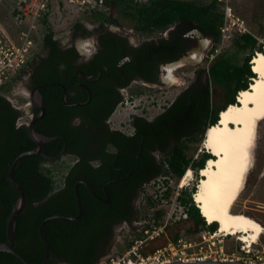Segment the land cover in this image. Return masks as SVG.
<instances>
[{"label":"trees","instance_id":"trees-1","mask_svg":"<svg viewBox=\"0 0 264 264\" xmlns=\"http://www.w3.org/2000/svg\"><path fill=\"white\" fill-rule=\"evenodd\" d=\"M105 4L107 9L87 13L99 22L107 19L118 25L117 19L112 17L116 11L130 18L137 35L160 34L161 37L127 48L126 37L106 33L101 36V48L91 61L77 66L72 64L78 57L75 47L64 49L52 30L39 34L49 23L48 12L38 21L35 40L43 44L45 52L41 54L34 49L35 53L28 62L33 69L29 87L41 85L39 92L45 105V114L36 121L34 129L52 139L46 142L42 154L23 157L13 175L27 198L25 208L16 217L15 247L33 264H43L45 260L40 222L55 214H79L75 193L78 181H82L78 185L82 217L76 220L55 218L43 225L50 250L49 264H97L101 255L96 253V245L107 234L109 224L128 220L131 225L129 235L120 252L112 256L119 257L142 236L146 227L161 223L167 211L163 207L156 208L160 198H149L148 203L154 211L142 220L133 217L130 202L136 199L144 185L160 177L166 187L159 196L169 197L172 191L168 186L170 178L180 179L188 168L198 174L206 161L213 157L200 146L201 152L195 150L200 157L195 158V154L188 152L190 144L201 142L205 129L218 122L220 111L228 104H236L239 91L249 88L256 76L251 69V59L257 51H263L260 35L250 32L236 36L227 49L209 58L221 39L223 4L219 0H106ZM6 13L0 9V20H8ZM72 28L79 36L77 32L88 36L101 31L97 27L90 30L79 21ZM192 30L213 41L210 54L205 57L204 65L196 69L194 79L154 119L135 116L136 132L133 135L110 133L103 123L110 118L121 99L114 80L123 82L126 76L129 82L135 76H141L154 82L161 64L177 61L189 52L193 40L186 34ZM127 54L130 57L121 62L120 59ZM77 68L93 75L94 80L80 79L84 84L81 86L72 83L70 79ZM99 69L103 74L96 80ZM63 72L68 78L63 77ZM27 74L19 75L12 83L0 88V241L7 239V221L20 195L8 180L10 165L20 153L37 146L29 136L28 127L18 125L21 111L5 93ZM55 80L65 84L68 102L87 100L88 93L84 95V90L91 91V101L83 107L66 105L62 101L63 88L50 84ZM214 84L223 87V106L214 105ZM85 109L93 115L87 116ZM39 111L35 109V113ZM78 114L82 121L72 124L73 117ZM86 124L89 127L99 124L101 136L90 134ZM109 142L112 150L107 149ZM70 153L79 157L63 175V186L58 189L53 171L45 163ZM84 182L92 185L95 195ZM195 191L196 186L181 188L178 199L187 216L170 223L169 229L180 222L189 223V232L218 229L216 222L206 224L194 203L192 193ZM107 198L113 206L111 209L103 202ZM91 202L97 204L93 209L90 208ZM137 218L138 222L133 223ZM174 236L178 237L179 232L176 231ZM0 264L26 263L13 253L0 251Z\"/></svg>","mask_w":264,"mask_h":264},{"label":"rangeland","instance_id":"rangeland-1","mask_svg":"<svg viewBox=\"0 0 264 264\" xmlns=\"http://www.w3.org/2000/svg\"><path fill=\"white\" fill-rule=\"evenodd\" d=\"M230 4L232 5L235 13L245 20L250 31L257 34L258 36L260 35L259 40L260 42L264 43V0H230ZM51 5L52 7L48 12L49 23L45 25L43 31L39 34L42 35L47 30H52L54 37L60 40L63 45H69L73 43L83 52L91 51L93 48L92 44H94L95 33L93 32L87 37H81L74 33L72 26L74 23L79 21L83 23L88 29L94 30L99 21L94 19L91 14L87 13V10H81L78 6L67 1L60 2L59 0H51ZM13 7V0H0V9L4 12H7V18ZM10 16L12 17L11 14ZM114 17L119 23L116 25L118 26L119 31L127 34L129 38L135 43H141L151 39L158 40L161 37L160 34H153L151 36L137 35L134 32V28L129 17H127L125 14L118 13H115ZM27 20L28 19L26 18V21ZM0 22L6 28H10L11 25L13 26L15 24L10 22L9 18L7 21ZM259 31L261 34H258ZM236 36L238 35L235 34L230 39H225L224 41L220 39V42L213 53L214 56L227 49L231 45L233 38ZM189 38L193 40L190 50L184 57L181 58L183 62L174 67L171 72L172 75L170 79H166L169 73L166 65L162 68L160 73V77L162 79L161 82L154 84L134 82L126 89L123 103L117 105L118 107L116 111L109 118V123L112 127H118L122 129L128 128L131 117L134 113H139L147 116L148 118H153L158 113H161L165 107H167L175 99V97L194 79L196 69L204 65L205 57L210 54L213 41L208 38L200 37L198 32L191 34ZM85 44L89 45L87 50L83 47ZM216 49L219 50L218 53L216 52ZM36 51L44 54L45 50L42 43L38 44ZM197 53L201 54L200 60L194 62L185 61V59L192 55H196ZM12 85L13 86L10 88V91L5 93L10 101H12V103L21 111V116L18 118V125L24 124L28 127L31 119L30 116L32 104L28 96V94H30V89L26 85L25 78L19 82L13 83ZM139 91L142 92L138 94ZM213 101L214 105L217 107L223 106L225 104L224 90L222 86L215 84L213 85ZM202 142L203 141L191 143L190 149L188 151L189 154L194 155L195 150L197 149L198 152H201L202 149L200 146L203 147ZM252 155V168L246 177L244 190L233 206V210L236 212H243L256 218L264 226V120H262L259 124L256 144L252 151ZM194 157L199 158L200 156L195 154ZM75 159L76 158L74 156L65 154L56 160L46 163V166L52 169L54 178L58 185L61 183L63 175L66 173V171H68L69 166L74 164ZM187 171L192 172V176L189 177L187 181H185L186 184H183L182 180ZM199 171L197 174L195 170L188 168L180 179H177L176 177L170 178L168 186H170L172 191L169 197L159 196L160 191L162 193V190H164L166 187V185L160 181V179L163 180L162 177L144 185L139 190L135 199L137 216L140 217L139 219L142 220L147 214L151 215L153 213L154 207H151L148 202L149 198L155 199L157 197L160 199L157 198L158 204L156 208L163 207L168 212L170 209L175 207L173 204L176 201L175 204L177 205V212L179 213V216L182 219L185 218L182 214V211L183 213L185 212V208L178 199V196L181 193V188L185 186L188 189L196 186L197 189L200 179ZM180 184H182V186H179ZM193 195L194 193H192V197ZM130 227V224H124L120 227V231H118L113 238L109 250L107 251L106 255L101 258L98 264H104L107 258L112 257L120 252L126 241L125 239L129 235L128 233L130 231ZM188 227V222H180L178 226L174 225L171 226L170 229L167 228V236L163 234L162 236L154 239L150 244L149 249L164 245L169 240L167 237L173 236L176 231L179 232V235H184L187 239L195 241L199 239L200 232L206 230L203 229L200 232H189L187 231ZM217 230L215 235L221 242H218L219 240L217 238L216 239L218 241L216 240V242L217 244L224 245V249L234 250L236 244H242V242L238 240L236 236H224L221 232L218 233ZM257 243L264 247V234L261 236V238H259ZM124 252L125 250L123 253Z\"/></svg>","mask_w":264,"mask_h":264},{"label":"bare ground","instance_id":"bare-ground-1","mask_svg":"<svg viewBox=\"0 0 264 264\" xmlns=\"http://www.w3.org/2000/svg\"><path fill=\"white\" fill-rule=\"evenodd\" d=\"M200 58L201 54L197 53L185 61L194 62ZM181 62L183 60L175 65L166 64L169 71L166 79L171 78L172 70ZM251 66L256 76L249 88L239 91L238 102L228 104L220 111L218 122L207 127L202 145L213 157L201 169L193 195L204 220L207 219L209 224L218 223V233L236 236L243 246L257 243L264 234V226L259 220L233 210L252 168V151L259 124L264 120V46L262 52L257 51L252 57ZM191 176L192 172L187 171L183 184ZM241 245L236 244L235 249ZM257 264H264V261Z\"/></svg>","mask_w":264,"mask_h":264},{"label":"built area","instance_id":"built-area-1","mask_svg":"<svg viewBox=\"0 0 264 264\" xmlns=\"http://www.w3.org/2000/svg\"><path fill=\"white\" fill-rule=\"evenodd\" d=\"M14 7L8 16L10 22L15 23L6 28L0 22V88L12 83L19 75L29 73V60L32 58L38 43V21L51 9V0H13ZM67 1L78 6L81 10L94 9L105 10L106 0H59ZM223 4V22L220 26L221 39H230L233 35L250 33L246 22L238 16L230 0H219ZM26 18L28 19L26 21ZM2 21V20H0ZM197 32L192 30L186 34L191 36ZM35 49V50H34ZM218 53L219 50L216 49ZM211 59L214 54H211ZM123 103V102H122ZM179 186H182L180 184ZM174 202L161 223L153 224L143 230L140 238L128 247L119 257H110L104 264H162L175 260L191 261L196 259L213 260H242L249 263H261L264 261V247L259 243L253 245H241L233 251H227L223 245L217 244L216 231L205 230L200 232L198 240L192 241L184 235L167 237L169 240L164 245L149 249L150 243L162 236H167L168 225L178 219H182L177 212ZM196 203V202H195ZM197 204V203H196ZM184 217L187 213L182 211ZM206 224H209L205 220ZM217 238V239H216ZM219 240V239H218ZM217 240V241H218ZM220 241V240H219ZM247 246V247H246Z\"/></svg>","mask_w":264,"mask_h":264},{"label":"flooded vegetation","instance_id":"flooded-vegetation-1","mask_svg":"<svg viewBox=\"0 0 264 264\" xmlns=\"http://www.w3.org/2000/svg\"><path fill=\"white\" fill-rule=\"evenodd\" d=\"M115 13H117L116 11H114L113 12V18H115L114 17V15H115ZM102 23H103V25H102ZM117 24H114V23H112L110 20H103V22H98V24L96 25V27L97 28H99L101 31H97V32H95V36H94V44H92V46H93V48H92V50L91 51H81L75 44H69V45H63V48L65 49V48H69V47H75L76 48V50L78 51V57L72 62V64L73 65H79V64H82V63H87V62H89V61H91V59H92V57L100 50V48H101V36L102 35H104V34H106V33H109V32H113V33H117V34H120L121 36H123V37H126V43H125V45H126V47L127 48H132V47H137V46H139L141 43H135L134 41H132L130 38H129V36L127 35V34H124V33H122V32H120L119 31V28H118V26H116ZM116 26V27H115ZM77 34H80L81 35V37H87V36H82V34L80 33V32H77ZM130 57V54H127V55H125L123 58H121L120 60H121V62H124L127 58H129ZM166 66V64H161L160 66H159V73H158V75H157V79L153 82L152 80H149V79H146V78H142L141 76H135L134 78H132L129 82L127 81V77L126 76H124V78H123V82H120V80H114V85H115V88L116 89H118L119 91H120V95H121V99H120V101H119V103H118V105L119 104H121L123 101H124V97H125V92H126V89L129 87V86H131L134 82H140V83H150V84H154V83H158V82H161L162 81V79H161V77H160V73H161V70H162V68L163 67H165ZM32 72H33V69H31L30 68V70H29V74H27V76L25 77V82H26V85H27V87H29V83H30V75L32 74ZM81 72H84L83 70H81V69H79V68H77L76 69V72H75V74L72 76V78L70 79V81H72V83H74V84H77V85H84L83 83H82V81L80 80V79H85L86 81H89V82H91V81H93L94 80V76L93 75H89V74H87V73H85V74H87V75H89V76H91L92 77V79L91 80H87L82 74H81ZM102 74H103V72H102V70L101 69H99L98 70V77L96 78V80H99L100 78H101V76H102ZM62 75H63V77H65V78H68V76L66 75V73H62ZM75 79H78V81H74ZM52 83H54V85H58V86H61L62 87V85H64L65 86V84L61 81V80H55L54 82H51L50 84H52ZM66 87V86H65ZM34 88V87H33ZM32 87H29V89L31 90V89H33ZM88 91V92H87ZM84 90L83 91V94L85 95L86 93H88V99L87 100H85V101H80V102H74V103H85V104H83L82 106H78V107H83V106H85V105H87L90 101H91V98H92V93H91V91L90 90ZM67 92V91H66ZM28 96H30V94H28ZM37 96H42V98H43V95L39 92L38 93V95ZM66 98H67V95H66ZM30 99V98H29ZM44 101V100H43ZM62 101H63V94H62ZM88 101V102H87ZM70 103V102H69ZM67 105V104H66ZM71 106V105H70ZM118 107V106H117ZM36 108H38V106H36L35 104H31V119H30V121L33 119V118H35L36 116H37V114H38V112L37 113H35V109ZM39 109V108H38ZM117 109V108H116ZM116 109H115V111H116ZM165 109H166V107H165ZM164 109V110H165ZM86 111H84L85 112V114L87 115V116H90V115H93V113L90 111V110H88V109H85ZM163 110V111H164ZM100 111H102L101 109H100ZM114 111V112H115ZM162 111V112H163ZM113 112V113H114ZM100 113V112H99ZM158 114H160V113H158ZM157 114V115H158ZM157 115H155L153 118H148L147 116H145V115H142V114H139V113H134L133 115H132V117H131V120H130V123H129V127L128 128H126V129H122V128H118V127H112L111 125H110V123H109V119L108 120H106V121H104V125H105V127H106V129L110 132V133H112V132H120V133H122V134H125V135H133L135 132H136V128H135V126L133 125V121H134V119H135V116H139V117H145V118H147V119H149V120H152V119H154ZM81 115L80 114H78V115H75L74 117H73V119H72V121H71V123L72 124H78V123H80L81 121H82V119H81ZM86 127H88V130L90 131V134H93L94 135V137H100L101 136V134H102V131L100 130V128H101V126L99 125V124H97L95 127H89V125L88 124H86ZM112 143H108V146H107V149L108 150H112V148H111V145ZM45 148V147H44ZM44 150V149H43ZM156 153V152H155ZM157 154V153H156ZM65 155V154H64ZM66 155H72V156H74L76 159H75V162L78 160V157L79 156H77V155H75V154H66ZM158 156V155H157ZM50 161H53L52 159H50L49 160V162ZM74 162V163H75ZM48 163V162H47ZM45 165H46V163H45ZM70 167V166H69ZM201 171V170H200ZM199 171V172H200ZM78 182H82V181H78ZM63 186V177H62V180H61V183L59 184V186H58V189H60L61 187ZM92 186V185H91ZM88 187V186H87ZM88 189H89V187H88ZM90 190V189H89ZM93 190V191H92ZM92 190H90L92 193H94V195H95V191H94V189H93V187H92ZM94 202V201H93ZM93 202H91L90 203V208H94L97 204L96 203H93ZM104 203H108L107 204V207L108 208H112L113 206H112V204L110 203V200H109V198H107V199H104V201H103ZM136 202H135V199L134 200H132L131 202H130V205H131V208H132V214H133V217H135V216H137V209H136V204H135ZM78 208H79V205H78ZM83 210V209H82ZM79 213H80V211H79ZM83 215V214H82ZM73 216H77V215H73ZM82 217V216H81ZM80 217V218H81ZM79 219V218H78ZM74 220H76V219H74ZM138 220V218L137 219H134V221H133V223L134 222H138L137 221ZM124 224H130L129 223V221L128 220H122V221H118V222H115V223H112V224H109V226H108V231H107V234L106 235H104V236H102V238L98 241V243H97V245H96V253L98 254V255H101L100 256V258H99V261L101 260V258L104 256V255H106V253H107V251L109 250V247H110V245H111V243H112V241H113V238L115 237V235L117 234V232L118 231H120V227L121 226H123ZM105 250H106V253H105ZM99 263V262H98ZM97 263V264H98Z\"/></svg>","mask_w":264,"mask_h":264},{"label":"water","instance_id":"water-1","mask_svg":"<svg viewBox=\"0 0 264 264\" xmlns=\"http://www.w3.org/2000/svg\"><path fill=\"white\" fill-rule=\"evenodd\" d=\"M181 60L182 59H179V60L171 62V63H169L167 65L178 64V62H180ZM81 74L87 80H91L92 79L91 76L85 74L84 72H81ZM52 84H54V83H52ZM40 86L41 85H37L33 89H31L30 90V96H29L31 103L35 104L40 109V111L37 114V116L35 118H33L30 121L29 125H28L29 136L37 144V146L34 149L27 150V151H24V152L20 153L10 165V168H9V171H8V180H9L10 184L14 188L17 189V191L19 192L20 195H19V198H18L17 202L15 203L14 208H13V210H12V212H11L9 218H8V221H7V229H6L7 239L4 240V241H0V251H4V252H9V253L15 254L17 257H19L26 264H33V263H31L22 253H20L16 249V247H15V227H16V217L25 208L26 203H27V198H26L25 191L15 181L13 175H14L15 169L18 166V163L20 162V160L23 157L28 156V155H32V154H42L46 142L52 139V137L40 134V133L36 132L35 129H34V125H35L36 121L41 119L44 116V114H45V105H44L43 98H42V96H37L38 93H39ZM62 88H63V102L65 104L71 105V106H82L83 104L86 103V102L85 103H69L67 101V98H66V95H67L66 87L64 85H62ZM206 130H207V128L205 129L204 136H205ZM204 136H203V139H204ZM79 183L80 182H77L75 184V193L77 195L80 213L77 216L67 215V214L51 215V216L43 219L40 222V224H39V233H40V236L42 238L44 249H45V260H44L43 264H49V261H50V250H49L48 241H47V239L45 237V234H44V231H43V225L47 221L53 220L55 218L65 217V218H69V219H78L83 214L82 206H81V203H80V198H79V195H78V185H79ZM84 183L89 187L90 190H92V186L88 182H84ZM162 264H257V263H249V262H245V261H242V260L222 261V260H213V259H202V260L196 259V260H191V261L175 260V261L166 262V263H162Z\"/></svg>","mask_w":264,"mask_h":264},{"label":"clouds","instance_id":"clouds-1","mask_svg":"<svg viewBox=\"0 0 264 264\" xmlns=\"http://www.w3.org/2000/svg\"><path fill=\"white\" fill-rule=\"evenodd\" d=\"M83 47L87 50L88 47H89V45L88 44H85Z\"/></svg>","mask_w":264,"mask_h":264}]
</instances>
